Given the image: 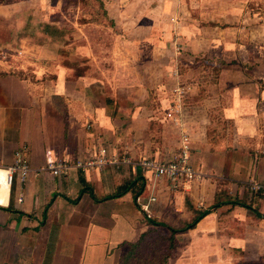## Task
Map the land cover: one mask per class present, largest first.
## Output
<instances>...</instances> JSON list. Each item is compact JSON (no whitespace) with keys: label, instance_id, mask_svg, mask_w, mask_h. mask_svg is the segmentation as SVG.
Masks as SVG:
<instances>
[{"label":"crops","instance_id":"0c3cea01","mask_svg":"<svg viewBox=\"0 0 264 264\" xmlns=\"http://www.w3.org/2000/svg\"><path fill=\"white\" fill-rule=\"evenodd\" d=\"M38 1L25 0L18 11L0 15V43L1 34L5 40L9 35L6 46H17L21 35L41 46L52 43L56 59L64 50L75 66L45 67L29 58L13 69L2 64H16L15 53L0 54V172L19 155L30 166L28 177L16 175L10 189L0 173V264H119V245L150 228L145 214L178 228L194 216L186 198L205 210L221 188L245 200V185H264V0H100L103 6L95 0L94 13L101 10L102 17L87 16L84 8L73 27L107 25L118 35L109 42L94 32L85 36L87 43L78 33L69 38L64 5L56 9L53 2L45 7ZM177 36L184 43L178 49ZM182 53L220 67L214 86L204 93L194 84L176 87L177 68L170 67ZM113 54L127 59L121 81L114 77ZM160 54L162 75L153 70ZM129 67L134 73H127ZM213 92L216 98L209 96ZM185 134L194 166L206 178L175 185L140 169L141 158L171 157ZM101 145L118 157L117 164L76 167ZM52 161L71 168L54 175L48 170ZM141 170L144 191L137 204L133 192L101 202L92 198L90 189L103 199ZM3 186L9 190L5 202ZM250 195L247 204L260 205L264 215L263 195ZM252 214L240 206L217 209L176 236L179 248L170 264H233L219 263L223 255L202 262L209 247L240 250L243 237L264 224Z\"/></svg>","mask_w":264,"mask_h":264},{"label":"rangeland","instance_id":"374dc122","mask_svg":"<svg viewBox=\"0 0 264 264\" xmlns=\"http://www.w3.org/2000/svg\"><path fill=\"white\" fill-rule=\"evenodd\" d=\"M23 1H25V0H0V15H3V14L8 15V13H10L11 11H18L20 9V7L23 5ZM38 2H40V4L45 6V7L50 6L49 4L51 2H53L52 5L55 6L56 9H57L58 4H59L58 9L62 8L64 5L66 21L68 22L67 24L69 25L67 28L70 29V31H68L67 34H68L70 39L74 33H78L82 36V39L84 38L83 41L87 43L88 41H87V38L85 36L89 37V34L95 35L94 32H96V33L100 34V37L101 36L105 37L106 39L109 40V42H111L112 37L118 35L117 30L112 29L107 25H97V27H95V28H90L88 26V27L84 28V27H82L83 25L77 24L75 27H73L74 24H76L80 20V18H82V11L84 8L89 9V10H84V14H86L87 16H93L94 19H98L99 17H102L98 13H94V10H93V9H95L94 7L99 6L95 0H39ZM79 3L81 4V9H78V8H80L78 6ZM28 4L31 5L32 2L29 1ZM90 6H91V8H90ZM99 13H102V11L99 10ZM19 28L22 29L21 26ZM80 28H81V32L78 31V29H80ZM21 31H23V30H21ZM4 32L5 31L2 28L1 33H4ZM34 33H36V31H34ZM5 35L6 34H1L2 42L0 43V54L4 56L5 53L6 54L15 53V56H13L12 60H14L16 62V64L13 62L7 63V64L3 63L2 65H4V67H10L11 66L10 68L14 69L16 67H19L20 65L26 66L28 64L29 58L31 60H33L32 62L45 63V67H49V66L55 67L56 66L55 64L58 65L62 62L67 61L65 58L64 50L59 55V56H61V58L58 56V58L56 59V55H55L56 46L53 45L52 43L44 44L41 46L39 44H35L33 42V39H29L26 36L21 35L17 46L16 45L6 46V45H4V42L6 40H8L9 35L7 34L6 40H5ZM38 40H40V36L35 34V40L34 41L39 42ZM68 44H70V42ZM183 44L184 43H182L180 36H177L176 42H175V46L177 47V49L179 47L183 46ZM39 46H41V47H39ZM66 46H69V45H66ZM118 46H119V44H118ZM46 50L49 51L50 53H46ZM52 51L54 52V54ZM120 51H121V49H118V52H120ZM113 56H114V54H113ZM114 57H113V59H115L117 61L116 63H114V70H115L114 77L117 81H121L124 78V74H126L127 59L125 57H121V56H114ZM116 57H118V58H116ZM160 57H161V59H159L156 62V64L155 63L153 64V70H155L156 68H158V70L159 69L161 70L162 66L160 65L161 64L160 62H162V59L164 60L165 56L163 54H160ZM173 60L174 61L171 62L172 66L170 67V69L172 70L174 68H177V70H174L176 73L175 76L177 75V77L175 79V84H176L177 88L178 87L183 88L184 85L189 86L190 84H194L196 87L195 89H196L197 93H200V92L204 93L205 89L208 87V85L214 86V84L218 80V76H219L218 71L220 70V67L216 66L214 63H211V61H206L205 59L203 60V58L195 59L196 61L195 60L193 61L187 55L183 56V53L181 55L180 54L176 55L175 59H173ZM127 73L132 74V73H134V71L129 67V69H127ZM161 75H162V70H161ZM205 75H206V77L204 79L203 77ZM158 77L161 78L160 76H158ZM166 86H167V88L170 89V87L173 86V84L171 83V84L166 85ZM162 90H164V89H162ZM161 95L164 97L166 96L162 93H161ZM209 96L216 98L215 92L211 93V95L209 93ZM222 122H220V123H222ZM164 159H167V158H164ZM107 168H109V166L106 167V169ZM199 171H201V170H199ZM140 172L144 173L142 170L139 171V173ZM135 173H138V171H136ZM204 178H206V177H204ZM223 181H225V180H223ZM219 182H222V180H219ZM225 183H226V181L220 183V185L223 186V185H225ZM252 183H257V182H252ZM245 186H246V193H247L246 197H247V199H245L244 201L247 202L249 200V198L251 197L250 193L252 191L250 188V184H247ZM221 189H226V188H221ZM220 194H222V192ZM219 198H220V195H219ZM260 198H262V200H264V195ZM254 209L257 212L261 211L260 205H254ZM252 215L255 216L254 213ZM257 221L258 222L262 221V219H259L257 217ZM261 223H264V222H261ZM251 231H253V230H251ZM243 238L245 239L244 242H242V243L238 242V243H241L240 245H242L241 249L235 250V252L234 251H228V249H225L224 251H221V252L214 251L215 248L213 250H210V247H209L210 245H208L207 247H209L208 248L209 251L206 252L207 258L204 259L202 263H215V260L219 257V255H221V257L223 255L224 260H223V262H219V263L264 264V224H262V225L258 224L256 227V230H255V234L246 235ZM214 247H216V249H219L220 246L214 245ZM146 261H149L148 258L146 260L141 261V263L136 262V263H131V264H145ZM181 263H184V262H181ZM185 263H191V262H185ZM194 263H198V262H194Z\"/></svg>","mask_w":264,"mask_h":264},{"label":"trees","instance_id":"16d2710c","mask_svg":"<svg viewBox=\"0 0 264 264\" xmlns=\"http://www.w3.org/2000/svg\"><path fill=\"white\" fill-rule=\"evenodd\" d=\"M96 1L103 6V3L100 0ZM65 63L71 68L75 66L69 61H66ZM81 71L82 69H78V76L83 74V71ZM137 176L138 177L134 181L128 182L120 187L116 193L103 199H98L91 189L89 190L90 194L96 202H101L103 200L119 198L129 192H133L134 203L137 204L138 197L141 196L144 191V177L141 173ZM86 190L88 189L82 190L80 196L83 195ZM258 194L259 193H257V195ZM79 198L75 202H78ZM186 203L188 208L193 211L194 216L190 221L183 222L178 228H173L165 223L157 221L154 218L148 217V215L145 214V221L150 228L146 230L137 241H125L119 245V264H131L136 262L141 263V261L146 260L147 258L149 261H146L145 264H170V261L174 258L179 248V242L176 236L195 229L201 220L226 205L244 207L251 210L255 214L256 218L258 217L259 219L264 220L263 214L253 209L246 201L238 198L234 199L229 195L227 189L222 191L220 198L218 196L216 203L208 209L196 210L190 204L189 198H186Z\"/></svg>","mask_w":264,"mask_h":264},{"label":"built area","instance_id":"2783aa9c","mask_svg":"<svg viewBox=\"0 0 264 264\" xmlns=\"http://www.w3.org/2000/svg\"><path fill=\"white\" fill-rule=\"evenodd\" d=\"M177 94L180 90H176ZM192 146L190 137L183 135L181 146L175 151L171 157L160 160L156 157H144L138 161V166L146 173H150L159 179H165L170 183L178 184L180 182H196L200 181L205 175L196 169L192 160ZM117 156H110L108 149L101 145L97 153L88 159L78 160L76 167L82 169H98L101 170L107 165L117 164ZM71 167L64 161H52L48 165V170L54 175L67 173ZM5 172V180L12 187L15 176H20L25 180L30 174V166L28 160L22 156H18L16 163ZM1 185V184H0ZM252 192L264 195V185L260 183H251ZM9 198V196H8ZM7 198V199H8Z\"/></svg>","mask_w":264,"mask_h":264},{"label":"bare ground","instance_id":"6f19581e","mask_svg":"<svg viewBox=\"0 0 264 264\" xmlns=\"http://www.w3.org/2000/svg\"><path fill=\"white\" fill-rule=\"evenodd\" d=\"M0 173H2V172H0ZM3 174H4V172L2 173V175H3ZM2 175H1V176H2ZM6 184L8 185L7 182H6ZM4 185H5V184H4ZM5 186H6V185H5ZM5 186H3V188H2V197H1L2 200H1V202H3V201L5 202V199H6L5 197H7L6 194L9 193V192H8V191H9L8 188L5 187ZM8 186H9V185H8ZM0 191H1V185H0Z\"/></svg>","mask_w":264,"mask_h":264}]
</instances>
